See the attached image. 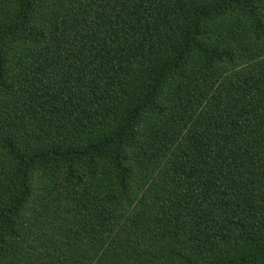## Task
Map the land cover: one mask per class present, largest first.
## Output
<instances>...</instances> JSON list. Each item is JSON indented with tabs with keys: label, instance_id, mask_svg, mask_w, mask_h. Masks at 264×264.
Listing matches in <instances>:
<instances>
[{
	"label": "trees",
	"instance_id": "trees-1",
	"mask_svg": "<svg viewBox=\"0 0 264 264\" xmlns=\"http://www.w3.org/2000/svg\"><path fill=\"white\" fill-rule=\"evenodd\" d=\"M0 264H264V0H0Z\"/></svg>",
	"mask_w": 264,
	"mask_h": 264
}]
</instances>
